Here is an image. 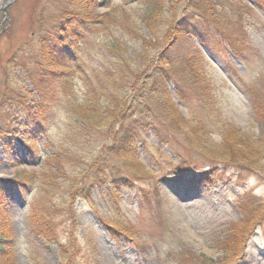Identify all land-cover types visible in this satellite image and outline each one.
I'll return each mask as SVG.
<instances>
[{
  "label": "rangeland",
  "instance_id": "obj_1",
  "mask_svg": "<svg viewBox=\"0 0 264 264\" xmlns=\"http://www.w3.org/2000/svg\"><path fill=\"white\" fill-rule=\"evenodd\" d=\"M153 1L97 0L85 7L86 14L99 24L96 31H86L80 43L77 64L84 67L85 77L75 82L76 102L85 103L87 80L92 79V86L99 91L108 84L113 70L110 55L122 51L114 47V39L123 42L125 62L131 67L142 64L145 55L155 56L159 62L162 45L144 48L140 37L154 43L152 28L162 36L174 19L184 14L186 1L155 0L160 1L159 7H154ZM232 1L234 6L230 2L224 9L227 15L233 9L246 13L242 25L252 44L246 61L250 68L247 79H251L261 70L264 73V13L250 0ZM64 4L65 0H0V182L8 188L4 208L17 239V264H86L87 260L94 264H231L226 262L229 256L220 241L228 235L230 225L241 220L239 204L247 191L264 199V172H234L230 176V170L225 179L209 183L201 180L208 167L200 162L199 170L192 168L195 173L178 178L173 170L182 157L204 158L201 152L186 145L182 136L169 144L152 129L140 130L135 138L138 159L158 180L163 171L167 173L160 185L162 194L153 195L141 206L136 187L114 182L110 173L100 180L104 174L97 171L100 178L89 180L87 169L112 139L108 127L84 126L67 110L65 98L50 109L47 126L37 127L40 123L29 121L26 112L37 111L40 101L35 82L41 36L52 28L57 32L60 24H65ZM251 9L260 18L248 15ZM155 13H164V20L153 17ZM192 41V51L203 53L212 78L215 104L211 115L238 128L242 136L261 141L264 123L256 119L249 95L229 79L218 56L198 40ZM229 60L247 74L243 64ZM175 84L168 79L166 86L181 118L202 120L219 141L217 126L200 97L187 104L178 96ZM100 102L114 105L105 95ZM108 118L105 116L104 123L110 122ZM49 156L58 160L59 167L45 164ZM29 176L30 187L15 182ZM36 200L49 207L59 243H49L30 226L29 213ZM123 228L131 233L121 234ZM74 253L77 255L71 260L63 258ZM237 264H264V220L255 228Z\"/></svg>",
  "mask_w": 264,
  "mask_h": 264
},
{
  "label": "trees",
  "instance_id": "obj_2",
  "mask_svg": "<svg viewBox=\"0 0 264 264\" xmlns=\"http://www.w3.org/2000/svg\"><path fill=\"white\" fill-rule=\"evenodd\" d=\"M96 1L65 0L63 7L65 24L61 23L57 32H53L52 28L45 32L47 35L41 36L39 71L35 82L40 101L37 111L26 112L32 125L37 122L40 123L37 127L42 124L47 126L50 109L52 110L60 98H65L67 110L77 116L83 125L86 124L92 129L108 127L112 139L103 148L102 155L87 169L89 180L96 181L100 178L97 171L104 174L100 179L103 180L108 172L114 182L118 184L121 182L130 188L136 187L142 201L141 206L147 204L153 195L162 194L160 185L166 179L167 173L163 171L161 180H158V176L138 159L135 138L140 130L152 129L163 142L169 144L178 135L182 136L186 145L201 152L204 158L182 157V162L173 170L178 178L194 172L192 168L199 170L197 168L200 162L208 167L201 180L209 183L216 179H225L230 170H233L230 176H234V172L241 174L264 172V137L261 141H255L242 136L238 128L226 122L220 123L211 115L210 111L214 109L215 104L212 78L206 71L203 53L197 54L192 51L195 46L192 41L194 38L210 53L218 56L229 79L249 95L256 119L264 123V73L261 70L253 78L247 79L250 68L246 61L249 59L248 53L252 49V44L248 31L242 25L246 13L239 14L233 9L232 13L227 15L224 9L230 2L234 6L232 0H183L186 1L184 14L175 18L172 26L164 30L162 36L152 28L154 43L140 37L144 48L162 45L158 48L161 54L159 62L155 56L145 55L142 64L136 68L131 67L125 62L123 42L114 39L115 43L112 44L122 51H115L114 55H110L113 70L109 75L108 84L103 85L99 91L92 86V79L87 80L86 99L85 103L81 104L74 99L75 82L85 77L84 67L77 64L82 51L80 43L86 37V31H96L99 24L96 18L86 14L85 7ZM251 1L264 13V0ZM153 2L154 7L161 4L160 1ZM217 7L223 11L218 12ZM250 11L248 15L260 18L255 11L252 9ZM152 16L163 20L165 17L164 13H155ZM231 53L247 68V74H242L232 64L229 60ZM168 79L176 83L178 96L187 104L193 97H200L213 124L217 126L219 141L213 139L214 133L202 120L189 121L181 118L176 103L169 96L166 86ZM102 95L110 99L114 105L100 102ZM107 115L110 122L104 123ZM53 158L49 156L45 161L51 168L54 163L58 164V160ZM15 182L21 187H30L32 177H26L25 181L17 179ZM1 183L0 264H17L15 256L17 239L9 214L4 208V196L8 188ZM239 208L242 212L241 220L232 223L228 235L220 241L222 249L229 256L226 262L231 264H237L238 259L243 257L252 233L264 220V199L252 194V191H247ZM28 220L38 236L49 243H59L57 227L49 207H45L38 200L34 201ZM128 233L131 231L126 228L121 231L123 235ZM76 255L77 253L73 256L65 254L63 258L71 260ZM86 264L94 263L87 260Z\"/></svg>",
  "mask_w": 264,
  "mask_h": 264
},
{
  "label": "bare ground",
  "instance_id": "obj_3",
  "mask_svg": "<svg viewBox=\"0 0 264 264\" xmlns=\"http://www.w3.org/2000/svg\"><path fill=\"white\" fill-rule=\"evenodd\" d=\"M4 4H5V2L1 6H3Z\"/></svg>",
  "mask_w": 264,
  "mask_h": 264
}]
</instances>
